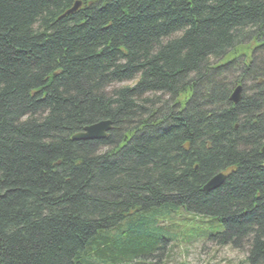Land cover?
<instances>
[{
    "label": "trees",
    "instance_id": "16d2710c",
    "mask_svg": "<svg viewBox=\"0 0 264 264\" xmlns=\"http://www.w3.org/2000/svg\"><path fill=\"white\" fill-rule=\"evenodd\" d=\"M178 211L264 264V0H0V264H144Z\"/></svg>",
    "mask_w": 264,
    "mask_h": 264
},
{
    "label": "rangeland",
    "instance_id": "374dc122",
    "mask_svg": "<svg viewBox=\"0 0 264 264\" xmlns=\"http://www.w3.org/2000/svg\"><path fill=\"white\" fill-rule=\"evenodd\" d=\"M198 221L193 215L178 211L169 217L170 230L177 236L180 247L168 244L167 250L161 257L156 256L144 261V264H235L243 260L245 252L239 253L228 247L218 248L207 240L217 230L215 220ZM166 222V224L169 225ZM219 226V225H218ZM187 245L185 248L184 246ZM169 255V259L167 256Z\"/></svg>",
    "mask_w": 264,
    "mask_h": 264
},
{
    "label": "water",
    "instance_id": "95a60500",
    "mask_svg": "<svg viewBox=\"0 0 264 264\" xmlns=\"http://www.w3.org/2000/svg\"><path fill=\"white\" fill-rule=\"evenodd\" d=\"M80 7V3H75V5L65 13V16H68L70 14H73L78 10ZM240 93L241 88L237 87L232 95H231V101L235 104L240 100ZM111 124L109 122H100L91 126H88L83 129V132L80 134H77L74 139L76 140H101L106 138L107 132L110 130ZM224 176L222 174H219L215 177H213L211 180L207 182V184L204 186V191H211L217 187H219L222 182L224 181Z\"/></svg>",
    "mask_w": 264,
    "mask_h": 264
}]
</instances>
